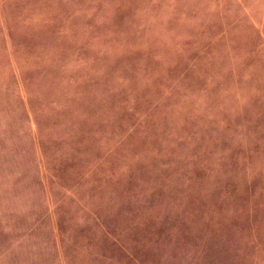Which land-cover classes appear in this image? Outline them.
<instances>
[{
	"label": "rangeland",
	"instance_id": "1",
	"mask_svg": "<svg viewBox=\"0 0 264 264\" xmlns=\"http://www.w3.org/2000/svg\"><path fill=\"white\" fill-rule=\"evenodd\" d=\"M0 264H264V0H0Z\"/></svg>",
	"mask_w": 264,
	"mask_h": 264
}]
</instances>
